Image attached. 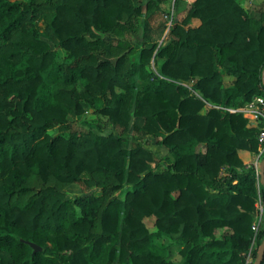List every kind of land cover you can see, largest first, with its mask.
I'll use <instances>...</instances> for the list:
<instances>
[{
	"label": "trees",
	"instance_id": "16d2710c",
	"mask_svg": "<svg viewBox=\"0 0 264 264\" xmlns=\"http://www.w3.org/2000/svg\"><path fill=\"white\" fill-rule=\"evenodd\" d=\"M166 1L0 0V264L257 259L264 184L239 150H260V124L218 106L264 95V14L255 19L240 0H194L160 43L167 21L152 20ZM140 27L138 45L127 36ZM87 107L121 133L75 127L69 116ZM151 135L168 149L163 166L154 165ZM81 182L101 194L87 204L68 197L65 188ZM174 235L179 261L156 242Z\"/></svg>",
	"mask_w": 264,
	"mask_h": 264
},
{
	"label": "rangeland",
	"instance_id": "374dc122",
	"mask_svg": "<svg viewBox=\"0 0 264 264\" xmlns=\"http://www.w3.org/2000/svg\"><path fill=\"white\" fill-rule=\"evenodd\" d=\"M12 1H15V0H12ZM23 1H26V0H23ZM190 1L191 0H178L175 4L174 0H167L166 2L162 4L161 11L156 13L154 19L152 20L153 26L155 27L159 25L160 23L167 21L168 26L163 36L160 39V43H162L164 40H167L168 37L170 36L169 33L174 23L173 18L182 19L186 15L185 10L188 7ZM139 2L144 5L147 2V0H139ZM36 25L39 29V34L41 38L47 40L52 45L53 48H57L59 59L64 58V56L66 55V51L64 49L58 48L56 44V40L52 36V33L47 28L45 22L39 21L36 23ZM143 33H144V29L140 27L137 30V32H133L131 35H128L127 37H130L135 42V44L140 45L144 43ZM101 59H105V58L101 57ZM151 68L157 71V65L154 62L152 63ZM227 80L228 78L225 79V82H227ZM139 86L142 87V83H139ZM79 87L81 90L83 89L82 84H80ZM117 90L121 92V91H124V88H117ZM205 111H206V108H203L202 112L204 113ZM69 119L71 123L77 128H84V129L93 128L94 130L101 132V133H105V134H108L110 132H115V133L120 132L121 133V131L115 128V126L107 119L106 116L98 115L90 107H87V111L84 114L80 116H76V117L70 115ZM100 128H103V129L101 130ZM49 132L53 135L59 133L57 128L51 129L49 130ZM132 132L133 131L131 130L129 132H126L125 134H127L129 138H133ZM161 137L162 135L149 136L147 140V145L155 152L157 162L154 163V165L161 164V166H163L165 164L164 158L166 155H168V149L157 143V141L160 140ZM161 166L158 169H161L162 168ZM102 179L110 180L111 176H108V175L102 176ZM129 188L130 187L126 188V190ZM65 189L68 194V197L79 196L82 198V201L85 202L86 204L89 202H92L96 198V196L101 194V191H102V187L100 186L88 187L84 182L67 186ZM121 196H124V193H121ZM256 206H257V210L255 214L253 228L255 232L258 234L259 231L264 230V205H263V211H261L260 209L261 204L259 206L256 204ZM155 221H156V217L154 215L145 218V223L151 231H154L156 229ZM177 236L178 235H174L172 237L164 236L156 240V242L159 245L169 247L170 259L174 261H178L181 258L180 249L182 248V245H183L182 243L176 241Z\"/></svg>",
	"mask_w": 264,
	"mask_h": 264
},
{
	"label": "crops",
	"instance_id": "0c3cea01",
	"mask_svg": "<svg viewBox=\"0 0 264 264\" xmlns=\"http://www.w3.org/2000/svg\"><path fill=\"white\" fill-rule=\"evenodd\" d=\"M177 1L174 0V3L176 4ZM193 1L194 0H191L190 3H189V5ZM240 1H241V4L248 10L249 14L252 17H254L255 19H260L262 17V15L264 14V0H240ZM189 5H188V7H189ZM200 24H201V19L198 18V17L192 18V20L190 22V26H192V27H197ZM226 78H228L227 82H225V79ZM233 79H234V77L232 75L226 74L224 76V83H225V85H230L232 83ZM239 155L242 158V160L244 161V163L247 165V167L254 166L256 168V170H257V168L259 166H261V162H262L263 157H264V155L260 154V151H258V152H252V151H249V150H246V149H240L239 150ZM259 182H261L260 175H259ZM256 204L258 206L260 204L262 206L264 205V203H263V197L261 196V194H259V197L257 199V203ZM220 231L221 230L218 231V235H220ZM256 237L257 236H255L254 241H253V247H256L257 246ZM255 262H256V259L253 257V255L251 253H249V255L246 257V259L244 261V264H255Z\"/></svg>",
	"mask_w": 264,
	"mask_h": 264
},
{
	"label": "built area",
	"instance_id": "2783aa9c",
	"mask_svg": "<svg viewBox=\"0 0 264 264\" xmlns=\"http://www.w3.org/2000/svg\"><path fill=\"white\" fill-rule=\"evenodd\" d=\"M219 108L230 112H241L243 115L256 123L260 124L258 140L260 145V154L264 155V95H256L251 101L243 106H218ZM257 174H261L260 166L257 168ZM263 211V206L260 207Z\"/></svg>",
	"mask_w": 264,
	"mask_h": 264
},
{
	"label": "water",
	"instance_id": "95a60500",
	"mask_svg": "<svg viewBox=\"0 0 264 264\" xmlns=\"http://www.w3.org/2000/svg\"><path fill=\"white\" fill-rule=\"evenodd\" d=\"M263 77H264V72H263ZM260 168H261L260 180L264 184V158L261 162ZM27 242L33 247L35 253L42 250V247L39 244L32 241H27ZM263 259H264V240L259 248L258 256L255 264H262Z\"/></svg>",
	"mask_w": 264,
	"mask_h": 264
}]
</instances>
